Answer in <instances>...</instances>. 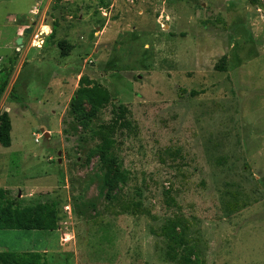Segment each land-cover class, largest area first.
<instances>
[{
  "label": "rangeland",
  "instance_id": "obj_1",
  "mask_svg": "<svg viewBox=\"0 0 264 264\" xmlns=\"http://www.w3.org/2000/svg\"><path fill=\"white\" fill-rule=\"evenodd\" d=\"M15 24L33 29L23 45ZM0 38V69L14 65L0 95L12 123L0 188L59 211L56 231L0 230V251L51 264H264V4L0 0ZM82 78L134 126L113 166L129 180L112 190L100 154L89 158L99 142L72 114ZM110 119L109 106L99 122Z\"/></svg>",
  "mask_w": 264,
  "mask_h": 264
},
{
  "label": "trees",
  "instance_id": "obj_2",
  "mask_svg": "<svg viewBox=\"0 0 264 264\" xmlns=\"http://www.w3.org/2000/svg\"><path fill=\"white\" fill-rule=\"evenodd\" d=\"M65 0H54L56 10ZM253 4L257 0H249ZM55 28L50 35L53 38ZM14 73V65L3 66L0 69V95L7 89ZM111 107V119L99 122L102 112ZM72 114L86 129L91 128L93 139L99 143L90 153H99L105 168L103 182L112 190L117 184L125 185L129 180L128 172L121 168H113L120 164L117 156L118 139L134 132V126L129 119V110L123 103L113 99L110 91L88 78H82L78 90L72 99ZM89 108V109H88ZM94 124V126H93ZM12 123L8 112L0 114V146L9 148ZM59 228L58 204L52 200L35 201L24 205L19 198L11 199L4 189L0 188V230L17 231H56ZM171 232V231H170ZM169 234V232H167ZM0 264H51L45 253L31 251L18 253L10 250L0 251Z\"/></svg>",
  "mask_w": 264,
  "mask_h": 264
},
{
  "label": "crops",
  "instance_id": "obj_3",
  "mask_svg": "<svg viewBox=\"0 0 264 264\" xmlns=\"http://www.w3.org/2000/svg\"><path fill=\"white\" fill-rule=\"evenodd\" d=\"M33 9L30 11L31 14H32V12H34ZM24 25L25 24H20V25L15 26V32H14L13 38H15L17 40L19 38L18 36L21 34V32H24L25 30H27L26 26H24ZM23 43H24V41H22V45H23ZM20 47H22V46H20Z\"/></svg>",
  "mask_w": 264,
  "mask_h": 264
},
{
  "label": "water",
  "instance_id": "obj_4",
  "mask_svg": "<svg viewBox=\"0 0 264 264\" xmlns=\"http://www.w3.org/2000/svg\"><path fill=\"white\" fill-rule=\"evenodd\" d=\"M33 32V29L32 28H29L27 30L24 31L25 35H29ZM22 41H23V37H19L16 41L17 45H21L22 44ZM42 132H44V129H42ZM45 136L48 137L49 134L48 133H45Z\"/></svg>",
  "mask_w": 264,
  "mask_h": 264
},
{
  "label": "built area",
  "instance_id": "obj_5",
  "mask_svg": "<svg viewBox=\"0 0 264 264\" xmlns=\"http://www.w3.org/2000/svg\"><path fill=\"white\" fill-rule=\"evenodd\" d=\"M226 2H231L233 0H224ZM258 1V4H264V0H257Z\"/></svg>",
  "mask_w": 264,
  "mask_h": 264
}]
</instances>
